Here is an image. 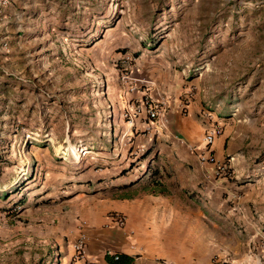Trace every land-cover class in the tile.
Masks as SVG:
<instances>
[{"label":"rangeland","instance_id":"rangeland-1","mask_svg":"<svg viewBox=\"0 0 264 264\" xmlns=\"http://www.w3.org/2000/svg\"><path fill=\"white\" fill-rule=\"evenodd\" d=\"M143 88L244 130L240 185L261 178L264 220V0H0V264H65L69 215L89 204L68 197L64 157L103 168L121 138L111 127L129 122L121 98ZM220 197L211 215L173 201L170 237L133 264H235L217 238L233 203Z\"/></svg>","mask_w":264,"mask_h":264},{"label":"crops","instance_id":"crops-1","mask_svg":"<svg viewBox=\"0 0 264 264\" xmlns=\"http://www.w3.org/2000/svg\"><path fill=\"white\" fill-rule=\"evenodd\" d=\"M149 90L143 88L138 93L125 94L121 98L123 108L133 110L144 98L151 97ZM164 96L171 103L164 123L149 125L143 113L134 118L132 124L126 122L111 127L110 131L115 135L120 133L121 138L114 147L111 144L102 147L99 161L103 162V168L100 170H95V162L86 163V158L72 163L64 157L68 197L84 196L83 200L89 204L87 213L79 211L78 217L69 215L71 238H68L65 264H84L74 258V244L81 232L88 237L87 256L96 264H107L106 257L115 254L138 260V254L151 252L148 245L153 247L157 237H170L164 209L176 210L173 201L181 202L183 197L187 203V196L203 204L198 214L211 215L219 196V205L225 206L228 200L232 201L231 206L223 208L229 224L219 228L222 235L217 238L221 242V254L230 255L235 264H264V220L255 219L259 208H254L256 203L260 207L258 203L263 200L260 198L261 178L244 185H240L239 179L247 164L245 152L241 150L245 143L244 130L237 127L234 120L225 123L217 117L209 124L194 102L184 112L178 95ZM216 122L217 127H222V133L210 150L219 164L202 162L208 149L205 135ZM82 164H86V168L79 172ZM222 164L229 165L237 176L229 181L218 177V165ZM77 191L81 192L75 194ZM97 194V199L92 197ZM114 213L127 218L124 229L110 225V216ZM183 221L185 231L186 216ZM214 236L212 233L211 237ZM60 251H64L63 248Z\"/></svg>","mask_w":264,"mask_h":264},{"label":"built area","instance_id":"built-area-1","mask_svg":"<svg viewBox=\"0 0 264 264\" xmlns=\"http://www.w3.org/2000/svg\"><path fill=\"white\" fill-rule=\"evenodd\" d=\"M140 83L143 84V86L150 84V82L146 81H141ZM130 91L134 92L136 91V88L131 87ZM147 98L148 99L144 98L142 103L135 107L133 110H127L126 117L128 118L129 123H134V118L139 117V115H142L143 113L145 114L146 121L149 125H153L157 122H165L167 114L171 109V103H169L167 97H165L164 95H160L157 99H153L150 96H147ZM187 107L188 106L185 103L182 104V110L184 112L187 110ZM221 133V129L216 126H211V128L208 130L204 139L206 147L208 148L207 155H204V157L201 159L202 162L207 161L211 164H219L217 163L216 158L211 152L210 147L214 144L216 137H218ZM78 153L80 157H85L87 154V150L81 149ZM218 167V170H225V166L220 167V165H218ZM110 225L112 227L124 229L127 226V218L120 213H114L110 216ZM87 242V235L84 232H81L74 244V258L76 259V261H82L84 264H96L95 262L91 261L87 256ZM113 256H115V260L119 259L117 254Z\"/></svg>","mask_w":264,"mask_h":264},{"label":"trees","instance_id":"trees-1","mask_svg":"<svg viewBox=\"0 0 264 264\" xmlns=\"http://www.w3.org/2000/svg\"><path fill=\"white\" fill-rule=\"evenodd\" d=\"M119 259L115 260V256L108 255L106 257L107 264H133L134 260L125 254H117Z\"/></svg>","mask_w":264,"mask_h":264}]
</instances>
